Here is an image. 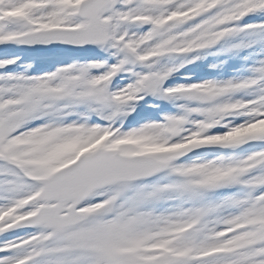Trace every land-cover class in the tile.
I'll return each instance as SVG.
<instances>
[{"label": "snow or ice", "instance_id": "1", "mask_svg": "<svg viewBox=\"0 0 264 264\" xmlns=\"http://www.w3.org/2000/svg\"><path fill=\"white\" fill-rule=\"evenodd\" d=\"M0 264H264V0H0Z\"/></svg>", "mask_w": 264, "mask_h": 264}]
</instances>
